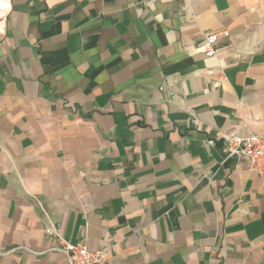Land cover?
Instances as JSON below:
<instances>
[{
    "label": "crops",
    "instance_id": "0c3cea01",
    "mask_svg": "<svg viewBox=\"0 0 264 264\" xmlns=\"http://www.w3.org/2000/svg\"><path fill=\"white\" fill-rule=\"evenodd\" d=\"M249 133L264 0H0V264H264Z\"/></svg>",
    "mask_w": 264,
    "mask_h": 264
},
{
    "label": "built area",
    "instance_id": "2783aa9c",
    "mask_svg": "<svg viewBox=\"0 0 264 264\" xmlns=\"http://www.w3.org/2000/svg\"><path fill=\"white\" fill-rule=\"evenodd\" d=\"M223 36H227V32L214 34L206 39L204 46L206 56L215 54V45ZM227 138L229 147L226 150V159L245 160L251 172H256L264 177V136L249 133L229 135ZM47 232L57 239L56 250L65 254L70 264H110L109 248L94 250L85 244H73L65 240L60 230L55 226H50Z\"/></svg>",
    "mask_w": 264,
    "mask_h": 264
}]
</instances>
